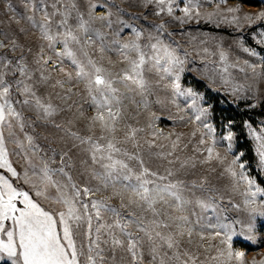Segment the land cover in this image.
<instances>
[{"label": "rangeland", "instance_id": "374dc122", "mask_svg": "<svg viewBox=\"0 0 264 264\" xmlns=\"http://www.w3.org/2000/svg\"><path fill=\"white\" fill-rule=\"evenodd\" d=\"M243 1L246 0H165L161 5L157 0H0V61L24 62L33 77L25 83L46 105L56 109L51 117L40 119L33 108L14 105L22 114L23 130L16 125L12 137L6 130L4 134L9 161L18 173L22 175L29 165L41 167L47 163L55 170L66 164L71 166H65V171L78 186L96 185L89 173L93 168L102 169L91 164L86 145L72 147L69 133L75 132L81 137H93L102 146L105 141L100 137L107 136L122 150L138 157L136 161L121 155L116 158L125 160L137 172L142 160L150 172L166 177L159 183L183 182L182 196L187 203L179 211L166 208L173 226L161 229L175 236L178 247L164 246L154 260L145 242L137 261L132 262L130 254L118 249L114 259L105 253L106 264H160L161 259L165 264H264V190L242 161L243 153L237 148V133L232 127L236 122L225 115L220 127H215L210 101L219 95L217 104L221 109L231 106L254 119L252 124L244 118L242 127L252 146L254 170L264 179L260 155V145L264 143V0H247L257 6ZM45 13L51 18V34L56 37L51 48L41 38L39 28L27 19L31 16L39 23ZM65 16L67 27L81 40L80 44L69 41L70 49L78 59H91L102 66L113 79L128 66L118 49L135 39L133 27L141 34L137 43L145 53L146 69L154 63L149 58H159L160 66L167 67L171 53L182 61L177 66L180 71L171 76L155 69L145 71L143 89L130 82H126L127 86L118 83L120 116L116 130L105 133L99 123L92 124L97 112L85 82L76 77L71 58L57 55L64 51V37L57 35L56 25ZM80 19L87 21L94 33H100L102 40L89 43L87 36L77 30ZM64 31L59 29L60 33ZM101 43L109 50L101 51ZM152 44L157 45L156 50ZM44 60L49 63L44 64ZM41 73L46 81L37 83ZM7 79L13 77L9 75ZM195 81L202 84L195 86ZM174 83L179 84V89L173 87ZM25 98L12 93L14 101ZM199 110L204 115L197 120ZM229 133L231 141L225 139ZM252 133L261 139L258 141ZM29 136L38 151L29 145ZM65 152L68 155L62 164L60 157ZM169 171L173 175L168 176ZM54 179L63 182L67 177L56 175ZM15 186L29 189L22 180ZM250 193H256L255 197ZM36 199L48 210L58 207ZM91 199H105L124 215L128 211L143 215L139 207L130 203L136 199L130 193L122 197L109 189ZM122 201L127 208L120 207ZM181 217L186 218L191 234L176 228V224H184ZM208 223L231 224L230 231L235 235L230 244L222 243L224 229L201 226ZM217 231L220 236L215 235ZM81 242L87 244L82 235L77 237L78 247ZM238 253L240 259L236 258ZM0 264L11 262L0 256Z\"/></svg>", "mask_w": 264, "mask_h": 264}, {"label": "snow or ice", "instance_id": "6c2138e0", "mask_svg": "<svg viewBox=\"0 0 264 264\" xmlns=\"http://www.w3.org/2000/svg\"><path fill=\"white\" fill-rule=\"evenodd\" d=\"M157 3L163 5L165 0H157ZM168 11L171 13L172 9L169 7ZM184 11L187 15L188 9ZM27 19L32 22L33 27L39 28L41 38L48 42V46L53 47L56 37L51 34L50 16L45 13L43 21L39 23L31 16ZM67 25V16L56 25L57 35L64 37V51L57 55L71 58L76 77L85 82L86 90L97 112V115L92 117V124L95 126L99 123L101 130L105 133L111 134L116 130V121L120 116L121 101L118 98L119 89L116 87L118 83L127 86L126 82H130L143 89L145 71L155 69L169 76L180 71L177 66L182 61L171 53H168L167 67L160 66L159 58H149L154 59V63L146 69L145 53L137 43L141 34L133 27L131 31L135 39L118 49L128 66L117 79H113L102 66L91 59L84 62L77 58L68 42L80 44L81 40ZM76 27L87 36L89 43L94 39L102 40L100 33H94L87 21L80 19ZM60 28H64L65 31L60 33ZM151 48L156 50L157 45L152 44ZM106 50L109 49L101 43V51ZM221 57L223 59V54ZM48 63V60H44V64ZM10 64L11 67H9ZM9 75L13 77L12 80L7 79ZM32 78L30 69L24 62L0 61V256L6 257L11 264H106L108 257L105 253L107 252L114 259L118 249H123L130 254L132 262L137 261L140 249L145 242L150 245L154 260L164 246L168 249L178 247L175 236L170 232H162L161 229H171L173 226V223L169 222L170 213L166 212V208L179 211L187 203L182 196L183 182L159 183L158 181H164L166 177L150 172L143 166L142 160H139L140 170L135 171L125 160L116 157L121 155L128 161H136L138 157L122 150L107 136L100 137L105 141L102 146L91 136L85 138L75 132L69 133V138L73 141L72 147L79 148L86 145L91 164L99 165L102 169L97 171L93 168L89 173L91 180L97 182L94 186L89 184L78 186L68 175L65 166L71 165H66L64 162L67 152L60 157L65 166L55 170L51 169L47 163L41 167L29 165V169L22 175L13 168L8 158L7 138L4 132L6 130L10 138L13 136L16 125L21 130L24 127L22 114L14 105L19 103L33 108L40 119L51 117L56 112L51 104L46 105L36 96L33 87L25 83V80L31 81ZM175 79L179 80L178 74ZM45 81L46 76L41 73L37 83ZM173 87L179 89V84L174 83ZM13 91L27 98L14 101ZM187 94L192 95L191 92ZM202 115L204 111L199 110L195 118L200 120ZM205 127L209 126L205 125ZM209 131H211L210 128ZM252 135L258 141L261 139L255 133ZM225 139L231 141V133ZM27 140L33 151H38L30 136ZM207 151L211 154L212 149L209 148ZM260 155L261 163H264V143L260 145ZM240 167L243 168V164ZM56 175L66 176L67 179L61 182L54 179ZM171 175L173 173L169 171L168 176ZM241 175L243 176V173ZM20 180L28 185L29 189L15 186V182ZM248 184L251 186L252 181L248 180ZM109 189L122 197L130 193L136 198L130 203L139 207L143 215L132 211L124 215L120 209L107 204L105 199H91ZM250 194L253 197L256 195V193ZM261 194L264 195V193ZM36 198H42L58 207L48 210L41 206ZM158 205L162 207H157ZM120 207L127 208L128 205L122 201ZM180 219L184 220V224H176V228L178 230L183 228L191 234L186 218ZM94 220L95 224H93ZM201 226L224 229L222 243L225 244H230L232 236L235 235L230 231L231 224L208 223ZM177 234L183 235V231H178ZM81 235L87 240V244L81 242L78 247L77 237ZM215 235L220 236L221 232L217 231ZM231 256L232 253L229 251V259ZM240 256L241 254H236L237 259H240ZM160 264H165L164 259L160 260Z\"/></svg>", "mask_w": 264, "mask_h": 264}, {"label": "trees", "instance_id": "16d2710c", "mask_svg": "<svg viewBox=\"0 0 264 264\" xmlns=\"http://www.w3.org/2000/svg\"><path fill=\"white\" fill-rule=\"evenodd\" d=\"M245 4H248L249 6H257L254 1H243ZM201 81H195V86H199ZM207 90V89H206ZM209 90V89H208ZM207 90V91H208ZM209 92V91H208ZM210 98V97H209ZM219 95H214L212 98H210V101L212 102V122L215 127H220V121L223 118V116L226 115L227 118L231 121H235L236 125L232 126L233 129H235V132L237 133L236 140H237V148L243 153L242 155V161H244L247 166L251 169L250 173L256 178L258 184L263 188L264 190V179H262L259 174L254 170V155L251 143L245 138L242 123L243 120H247L250 123L253 124L254 119L252 117H248L244 113L239 112V109L232 108L231 106L226 107V109H221L218 103ZM225 111V112H222ZM245 118V119H244Z\"/></svg>", "mask_w": 264, "mask_h": 264}, {"label": "bare ground", "instance_id": "6f19581e", "mask_svg": "<svg viewBox=\"0 0 264 264\" xmlns=\"http://www.w3.org/2000/svg\"><path fill=\"white\" fill-rule=\"evenodd\" d=\"M53 66H57L56 64H53Z\"/></svg>", "mask_w": 264, "mask_h": 264}]
</instances>
